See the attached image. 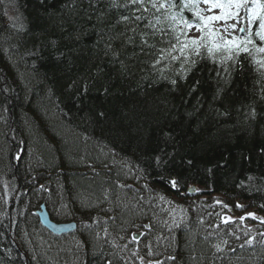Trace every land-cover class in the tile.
<instances>
[{
  "label": "trees",
  "instance_id": "obj_1",
  "mask_svg": "<svg viewBox=\"0 0 264 264\" xmlns=\"http://www.w3.org/2000/svg\"><path fill=\"white\" fill-rule=\"evenodd\" d=\"M130 7L127 0H0V210L8 201L18 216L40 203L58 212L65 207L55 206L59 199L84 209L66 206L59 214L90 219L109 208L105 192L106 199L121 194L136 203L141 192L120 188L135 181L113 166L123 158L139 166L152 190L189 201L185 215H210L199 207L197 190L189 192L191 185L219 196L237 216L250 209L264 213V74L246 55L229 62L227 73L200 57L186 76L172 67L180 61L166 59L154 69L174 37L151 34L149 21L160 13L150 8L136 21ZM142 198L120 213L112 204L109 211L121 214L118 224L128 223L131 209L140 213L147 205V193ZM242 204L246 209L237 210ZM15 221L20 223L10 231L0 218V264H57L59 258L62 264H117L116 253L92 255L99 246L90 234L83 239L80 228L53 236L28 215ZM213 221L192 234H171L166 246L173 250L165 247L159 264H264V238L254 237L252 228L242 231L232 250L213 251L207 242L213 230L231 232L235 219L215 229ZM67 240L77 244L70 257L62 252ZM25 250L33 261L20 260Z\"/></svg>",
  "mask_w": 264,
  "mask_h": 264
},
{
  "label": "snow or ice",
  "instance_id": "obj_2",
  "mask_svg": "<svg viewBox=\"0 0 264 264\" xmlns=\"http://www.w3.org/2000/svg\"><path fill=\"white\" fill-rule=\"evenodd\" d=\"M130 3L139 6L136 12L141 9L149 12L151 8L160 13L155 17V23L149 21L147 26L153 29L152 35L159 31L162 36L170 35L175 39L170 48L160 50L159 57L152 65L154 69L166 59L172 62L182 61L180 72L186 76L196 65L197 58L206 52L208 58L224 67L225 73L229 71V62L236 64L238 57L246 55L251 58L256 70L264 74V0H179V3L177 0H130ZM201 4L207 5V8H202ZM217 9L218 14L214 11ZM186 12L190 13L191 19L185 15ZM129 19L128 16L121 17V21ZM134 19L141 21L144 17L135 15ZM158 25L161 27H157ZM193 29L199 35H189ZM129 41L131 42V38ZM141 43L148 44L144 34L141 35ZM160 71L163 73L164 69L161 68ZM171 83L175 85L176 80ZM156 160L159 163L160 157L157 156ZM171 184L175 187L176 181L172 180ZM248 215L257 218L254 213ZM240 219L243 220L244 217ZM137 238L133 236L134 240ZM248 243L251 244L252 241L249 240ZM215 248L221 251L222 246L217 244Z\"/></svg>",
  "mask_w": 264,
  "mask_h": 264
},
{
  "label": "bare ground",
  "instance_id": "obj_3",
  "mask_svg": "<svg viewBox=\"0 0 264 264\" xmlns=\"http://www.w3.org/2000/svg\"><path fill=\"white\" fill-rule=\"evenodd\" d=\"M127 3L131 5V10L134 12L136 15H144L150 12H143V10L141 9V11L136 12V8L139 7L138 5H132L130 3V0H127ZM177 3H179V0H177ZM203 6V4H201V7ZM11 8V7H10ZM18 8V6H17ZM190 15V13H185V15ZM166 28V26H165ZM160 33V32H159ZM161 34V33H160ZM166 36V35H164ZM172 43H175V39ZM168 48H170V46H168ZM176 55H179V53H174ZM200 62H205L209 65H220L219 63H214L210 58L207 57V55H203L202 57H200ZM182 61H180L178 64H175V66L172 65V67H176V68H180ZM187 66V65H185ZM17 155V154H16ZM18 157V156H17ZM16 157V158H17ZM119 162V165L117 166V169L120 168H127L129 170H131L133 173V175H135L136 177H140L139 181L140 183V191L145 190L147 188H149L148 183L145 182L144 180H142L141 176H140V169L139 166L136 167L134 165V163H132L131 161H129L128 159H123V158H119L117 160ZM17 166V162L16 160L14 161V167ZM43 182H48V179L45 178V180L43 179ZM27 184V187H30L31 190H37V187L34 185V183H28L27 181L25 182ZM40 187V186H39ZM38 187V188H39ZM133 188V189H132ZM139 186L137 184H133L131 185V187L129 186V189H131V191H135L138 193V189ZM4 189L5 190H10V187L6 184H4ZM197 194L198 196L201 198V201L199 203V207H203L205 205V200H207L211 194L209 193L208 190H197ZM9 198H7L8 200ZM6 200V199H4ZM4 203V201L1 202V205ZM12 204H10L7 201V206L6 204H3L1 206V210H0V218L3 219H7L9 221L7 228L10 231H13L16 227H18V223H20V221H15L20 219V217H23V214L28 215L32 220L36 221V226L38 228V230H43L46 231L50 234H52L53 236H59L61 234H59V232L57 231V229L54 227V225H56V223H62L63 225H72L73 229H77V228H82L84 231H89L91 232V236L95 235L97 232L102 231V235H100L103 239L99 238L100 240H102L104 242V244L106 245L107 249L110 250L112 253H116V260L117 264H140L143 260L145 256L140 255L141 254V250H140V246L135 243L133 241V236H137L138 240L142 239V234L137 232V228H143L145 230H150L152 227V224L150 223V219L148 217L150 212H153L154 210H157L156 207L152 204H148L145 206H142L143 210H144V214H141L137 211H134L131 209V214L133 215L132 218L127 222H125L124 224H120V225H124L122 228H120L116 223H118L117 221H120V215L121 214H116V212L114 211H109L112 208H108L106 209L107 211L104 214H94L90 217V219L87 218H82L80 216L76 215H68V214H59V213H66V210L64 209H57L56 212L55 210L52 209V207H50V209L44 207V206H36V205H27L25 207L22 208V212L21 215H17V212H11L10 207ZM225 205V204H224ZM227 206V205H225ZM129 207L128 205H125L124 207L121 208H117V212L120 210H125V208ZM228 207V206H227ZM246 205L242 204V207H240L237 210H242L243 208H245ZM230 208V207H229ZM130 210V209H129ZM8 213V214H7ZM120 213V212H118ZM235 213V211L233 210V214ZM249 213H254L258 216H261L262 219L257 220L255 219L253 216H249ZM8 215H10L13 219L9 218ZM222 215H225V213H223ZM235 215V214H234ZM54 217L59 219L58 221L54 220ZM244 217L243 220H241L240 218ZM214 217H212L211 215H205L203 217H194V215H185L181 218L182 222H180L179 224L170 226L168 232L169 235L166 237L167 239L170 238L171 234L173 235H177L179 236L180 234H187V233H191L195 230H200L201 228L205 225V224H209L211 221H213ZM226 219V217L222 218V220ZM221 220V221H222ZM234 227L232 228L231 232H228L226 235L220 237L218 240H214L213 236L211 238L208 239L207 242H209L210 247L212 248V250H216L215 245L217 244H221L222 248L221 250H232L230 248L236 247L238 245H240L239 239H240V235L242 233L243 230H246L248 227L247 226H255V230L253 231L254 233V237H262V239L264 238V213H260L257 211H253V210H246L243 213L240 214V216H237V219H235L234 221ZM67 226H64L63 228H66ZM252 228V227H251ZM253 229V228H252ZM106 231V232H105ZM105 232V233H104ZM104 233V234H103ZM121 237L125 240V242L127 244H129V247L125 245V242H122ZM128 237L131 239L129 240ZM114 241V243H112L111 241ZM224 239V240H222ZM115 240L121 245L116 244ZM162 241V238L160 239ZM222 240V241H219ZM226 241V243H224ZM134 242V244H133ZM122 247L126 248L129 252L135 254L134 256H131L132 258L130 260H126L123 255H122ZM39 254L41 256H45L47 257V255L43 252H39ZM20 260L24 263L27 260H31L33 261V253L31 251H23L20 254ZM51 260V259H50ZM80 264V263H78ZM212 264V263H209Z\"/></svg>",
  "mask_w": 264,
  "mask_h": 264
},
{
  "label": "rangeland",
  "instance_id": "obj_4",
  "mask_svg": "<svg viewBox=\"0 0 264 264\" xmlns=\"http://www.w3.org/2000/svg\"><path fill=\"white\" fill-rule=\"evenodd\" d=\"M202 8H207V5H203ZM216 14H218L219 10H214ZM206 14H210V13H206ZM7 18H11L10 15H6ZM219 26V25H217ZM189 34H193V30L189 33ZM196 35V34H194ZM176 55V54H174ZM115 160V158H114ZM114 162V167L117 168V166L119 165V162L118 161H113ZM116 165V166H115ZM123 170L124 173L121 172V175L122 177H126V179H132L133 181H135L136 183L138 182V186L139 188L137 189L138 192H141L142 193V196H138V200H136L134 202H132L131 200H124V198L122 197V195H118L120 197H118L119 199H106L107 198V195H105L107 192H105L103 194V205L107 206L110 208V205L112 204L113 206L117 207V208H121V207H124L125 205H128V204H131V205H137L138 203L140 202H143V198L146 193H147V198L144 199V202L148 205V204H152L156 207L157 210H154L153 212H150V214L148 215L149 219H151L150 223L152 224V227L149 231L146 230L145 234H144V231L145 229L143 228H137V232L141 233L142 234V239L139 243V246H140V250L143 254V256L147 257L143 260L144 264H156V260H163V258L165 257V255L163 254V251H164V248L166 247L167 250H173L172 247H168L166 245L167 242L169 241L170 243V240H171V237L170 238H166L168 235H169V228L170 226H173V225H176V224H179L180 222H182L181 218L183 217L184 215V212H183V206L189 204V201H185L184 199H176L172 196H169L167 195L165 192H162V190H152L151 188H147L143 191H140V185L139 183H141L139 181V177H136L135 175H133L132 171L127 169V168H120V170ZM117 170V169H115ZM108 171V170H107ZM115 174V173H114ZM49 177V176H48ZM49 179V178H48ZM49 183L51 184L52 186V190H57L56 188V184L53 183V181L51 180V178L49 179ZM135 182H130L129 184H125L123 187H120V188H128L129 189V186L131 187V185L135 184ZM133 189V188H132ZM123 190V189H122ZM201 190V189H200ZM11 190H6V194H8ZM55 195L56 193H52V195H50V197H54L55 198ZM196 197H198L197 194H195ZM96 198V196L94 197ZM51 199V198H49ZM123 200V201H122ZM199 200V203L202 202L201 201V198L199 197L198 198ZM130 201V202H129ZM219 201V203L217 202ZM97 203H100V201H97ZM65 207L67 206L70 211L72 210H79V211H82L84 209H81V208H78L75 204H74V208L71 209V206H69L68 204H61L60 200L56 199V207H62L64 206ZM207 207V211L208 209L210 210L207 214H210L212 217H214V221H213V224H212V229H215L217 224L221 223V220L222 218L226 217L227 220H228V217L229 218H237V215L235 216L233 214V209L232 208H229L227 206L224 205V202L222 201V199L219 198V196H210L207 200H205V205ZM66 211H67V208H65ZM246 208H243L242 210H245ZM142 212H144L143 208H141L140 210ZM223 213H225V215H222ZM181 220V221H180ZM180 221V222H179ZM120 228H122L124 225H120L118 223H116ZM249 230H251L250 228L252 227L253 231L255 230V226H247ZM228 229V228H227ZM80 231L78 233L81 232V237L83 239H88V237L86 236L87 234L91 235V232H86L83 230V227L79 229ZM160 232L161 235H158L157 232ZM84 232V233H82ZM106 232V231H105ZM104 232V233H105ZM77 233V234H78ZM103 233V234H104ZM228 232L226 231V229H222L221 227H218L216 230H213V238L214 240H218L220 237L226 235ZM247 234L250 236V238L252 239V234L251 233H248ZM96 235V236H95ZM95 235H92L91 236V239L94 240L95 244H97L99 246V252H90L92 255H94L95 257H98L101 259L103 256L100 254V253H104V254H107V255H113V253L107 249V247H105V244L102 240H100L99 238L103 239L100 235H102V231L100 229L99 232H97ZM23 237L26 239L27 236L26 235H23ZM162 238V241L160 240ZM122 239V242H125V240L121 237ZM129 240H131L129 237H128ZM224 240V239H222ZM222 240H219V241H222ZM111 241L112 243H114V241L112 240L111 238ZM134 241V240H133ZM45 241L43 240V243ZM116 244H119L116 240H115ZM135 242V241H134ZM133 242V244H134ZM76 242H74V240H67V241H64L62 243V246L65 247L62 252L64 253H67L68 257H70V255L72 254V250L74 247H76ZM120 245V244H119ZM125 245L129 247V244H127L125 242ZM160 245H162L163 247H160ZM121 246V245H120ZM124 249V252L123 255H124V258L126 260H129L128 259V256H134L135 254L129 252L126 248L122 247ZM175 249V247H174ZM217 251V250H215ZM221 251H226L225 249L224 250H221ZM151 252V254H149ZM103 254V255H104ZM148 258H151L150 260H147ZM64 259V257H63ZM65 260V264H73L74 261L73 260H69V261H66ZM53 262L54 259H53ZM57 264H62L63 261L61 258H59V261L57 262Z\"/></svg>",
  "mask_w": 264,
  "mask_h": 264
},
{
  "label": "water",
  "instance_id": "obj_5",
  "mask_svg": "<svg viewBox=\"0 0 264 264\" xmlns=\"http://www.w3.org/2000/svg\"><path fill=\"white\" fill-rule=\"evenodd\" d=\"M255 217H257V218H255L257 220L262 219L261 216H258L256 214H255ZM64 226H67V227L66 228H63ZM54 227L57 229V231L59 233L69 232V231H71L73 229V226L72 225L69 226V225H63V224H56V225H54Z\"/></svg>",
  "mask_w": 264,
  "mask_h": 264
}]
</instances>
